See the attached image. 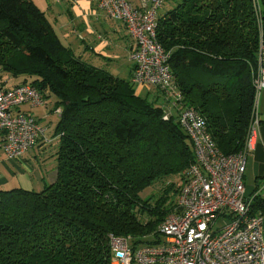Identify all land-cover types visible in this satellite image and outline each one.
<instances>
[{"label":"trees","instance_id":"obj_1","mask_svg":"<svg viewBox=\"0 0 264 264\" xmlns=\"http://www.w3.org/2000/svg\"><path fill=\"white\" fill-rule=\"evenodd\" d=\"M157 36L181 93L167 118L160 93L149 99L130 78L77 57L32 0H0V77L35 85L62 109L56 179L0 189V264H112L111 234L158 243L195 162L185 107L224 154L244 148L264 0H179L159 16ZM252 213L264 216L263 198L253 197Z\"/></svg>","mask_w":264,"mask_h":264},{"label":"built area","instance_id":"obj_2","mask_svg":"<svg viewBox=\"0 0 264 264\" xmlns=\"http://www.w3.org/2000/svg\"><path fill=\"white\" fill-rule=\"evenodd\" d=\"M106 15L123 23L133 43L131 82L161 89L172 97V107L181 98L174 86L171 53L157 36L158 10L167 0H93ZM0 79V147L8 159L21 158L41 140L44 145L59 136H46L47 127L22 106L47 107L49 98L26 82L10 85ZM254 120L241 151L224 154L194 107H185L179 121L192 140L195 162L183 173L185 183L175 211L159 226L158 243H135L131 236L110 235L115 255L112 264H264L263 215L252 213L253 197L244 182L247 156L254 148L258 105L264 89V41L259 48L255 79ZM139 92V91H138ZM61 107L54 112L61 114ZM170 112L166 111V118ZM227 222L216 228L217 221Z\"/></svg>","mask_w":264,"mask_h":264},{"label":"rangeland","instance_id":"obj_3","mask_svg":"<svg viewBox=\"0 0 264 264\" xmlns=\"http://www.w3.org/2000/svg\"><path fill=\"white\" fill-rule=\"evenodd\" d=\"M42 11L45 12L48 20L51 22L52 26L54 27L55 31L59 35L60 39L62 40L63 43H65L67 46L68 44H72L73 49L75 50V54L77 57L82 59L85 62H89L93 65H98L100 67H103L115 75L121 77V78H129L130 77V69L131 66L133 65V62L129 58L130 54V47L131 44L133 43L131 35L127 36L126 33L121 32L119 37L118 35L113 37L111 36L112 40L115 42L113 45V52H116L117 57L110 61L106 60L105 58H96L97 55L90 50L85 49V43L83 44L82 38H85L87 41L89 39L88 35L79 29L80 32H82V35H78L77 33H73L75 36H72V30L74 28H77L79 24L85 19V17L89 15H94L98 14V12L101 13L102 18L105 19V24L107 27H110V25H114L116 21L111 20L106 13L97 8L95 2L92 0V6L87 9V13L85 12V16L80 17L79 19H76V21L71 20V16L69 11H72V8L70 5H73L72 0H32ZM179 0H167L164 7L158 10V15H164L166 12L169 10L173 9ZM77 13H74V16H77ZM84 15V13H83ZM81 16V15H80ZM70 22V25H69ZM83 23V22H82ZM117 23V22H116ZM118 24V23H117ZM119 24H122L119 22ZM69 25V26H67ZM102 25H100L99 31L96 33V38L92 39V43L94 41H98V34H101V36H105L107 34L106 30H104ZM122 29V28H121ZM109 30V29H107ZM122 31V30H121ZM110 36V35H109ZM119 37V38H117ZM95 41V42H96ZM89 42V41H88ZM91 56H96L92 57ZM110 63V64H109ZM0 79H4L3 77H0ZM175 86V85H174ZM176 87V86H175ZM156 89L157 93L161 94L163 99H164V104L166 105V110L167 111H172L174 107L172 108V102H174L173 98L168 96L165 92H163L161 89H158L157 87L153 86H143L138 89L139 94L141 95H146V91L149 89ZM178 90V89H177ZM161 91V92H159ZM161 97V98H162ZM51 100L54 102V96L51 95ZM260 100V99H259ZM261 106V113H264V96L261 97V101L259 102ZM55 106L54 103L51 105V109L54 110ZM37 111H45V109H35L34 112ZM51 117H47L43 122H45V125L47 126V137H52V134H54L55 127L57 125V122L59 120V114L52 111ZM59 144V138H55L52 143L47 144L45 149H41L39 151L38 148H34L32 152L36 151L37 153V159H35L34 164H36L34 170L35 172H32L30 175H25L24 173L19 171V168L16 167L13 161L15 160H7L8 158L5 157V155L0 152V188H12L13 186H20L25 185L29 186V188H35V190H40L42 189L46 184H48L50 181V174L51 172L55 169L57 165L56 161V148L58 147ZM35 153V152H34ZM170 178H167L154 186H152L151 189L148 190L149 193L151 192H158L159 188H161L162 184H165L166 182L169 181ZM178 180V179H177ZM147 189L142 192L144 195ZM227 220L223 217H221L217 221L216 228L223 226ZM154 237L150 239V241H153ZM144 240L143 242H145Z\"/></svg>","mask_w":264,"mask_h":264},{"label":"crops","instance_id":"obj_4","mask_svg":"<svg viewBox=\"0 0 264 264\" xmlns=\"http://www.w3.org/2000/svg\"><path fill=\"white\" fill-rule=\"evenodd\" d=\"M72 1H73V3L76 2L73 5H70V7L72 8V11H69L70 16H71L70 18L73 21H76V19H79L80 17L85 16L86 15L85 12L87 13V11H88L87 9H89V7L92 6V0H72ZM77 12H78V15L74 16V13H77ZM83 13H84V15H83ZM82 22L79 24V26L77 28L71 29L72 30V36H75L73 34L74 32L77 33L78 35L79 34L82 35L83 33L79 31V29L81 28V30H83L86 33V35H88V37H89V39H88L89 42L85 38H82L83 44L85 43V49L90 50L91 52H93L97 55V57L91 56V58L92 57H96L98 59L99 58H105L106 60L110 61V63H111L112 60H114L117 57V54H115L116 52H113L112 47H113L115 42L111 39L112 38L111 36L113 35V37L114 36L116 37L118 35L119 37H121L120 34L123 31H124L123 33H126L127 36H130L129 31L126 28V26L123 23L119 24V21H116L118 24L115 22L114 25H112V26L110 25V27H107L106 24L104 23L105 19L102 18L100 12H98V14H94V15L88 14ZM69 25H70V22H69ZM69 25H67V26H69ZM100 25H102L103 28H105L104 30H106L107 34L105 36H101V34H98V41L95 40L96 42L94 41V43H92V39H94V38L97 39L96 33L99 31ZM107 29H109V30H107ZM119 37H117V38H119ZM68 46L75 52L72 44L69 43ZM132 69H133V65L131 66V69H130V74H129L130 76L132 74ZM10 85H14V80H12L10 82ZM156 94H157V90L152 88V89L147 90L146 95H143V96H147L149 99H153V98H155ZM263 96H264V89L261 92L259 102L261 101V97H263ZM49 102L50 103L47 107L32 108V107H29L28 105H24V106H22V110H25V111L29 112L30 114H32L33 116H35L36 118H38L40 123L42 125H44L45 127H47L45 125V122H43V120H45L48 116L51 117L50 113L52 111H54L51 109V105H53V103H54L51 100V98H49ZM160 102H161V100H160ZM162 103L164 104V102H162ZM163 106L166 107L165 104ZM40 108L45 109V111L34 112L35 109L37 110ZM260 110H261V106L259 103V105H258V117H259L260 123L256 126V130H255L254 148L252 149V151H250V153L247 156L244 182H245V185L247 188V193L249 196H251V197L258 196V197H261L264 199V113H261L262 110H261V112H260ZM172 111H174V109ZM172 111H170V112H172ZM50 138H54L53 134H52V137H50ZM46 146L47 145H44L43 140H41L35 147H33L29 151H27L21 158L15 159V161H13V162L16 165V167L19 168V171L24 173L25 175H30L32 172H35L34 168H35L36 164H34V162H35V159H37L36 158L37 153H36V151H34L35 153L32 152V150L34 148H38L37 151H39L41 149H45ZM0 152H2L4 154L1 147H0ZM5 157H6V155H5ZM7 160H11V159H7ZM56 161H57V159H56ZM56 167H57V165H56ZM56 167L50 174L49 179L51 182H53L56 179V176H57V168ZM51 182H49V183H51ZM15 187H22L25 189H35V188H29V186H25L22 184L20 186H13L12 188H15ZM0 189H2V188H0ZM4 189H7V188H4ZM42 189H40V190H42ZM263 238H264V217H263Z\"/></svg>","mask_w":264,"mask_h":264}]
</instances>
